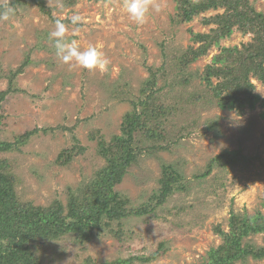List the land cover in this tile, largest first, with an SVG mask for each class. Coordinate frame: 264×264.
Returning a JSON list of instances; mask_svg holds the SVG:
<instances>
[{
  "label": "rangeland",
  "instance_id": "obj_1",
  "mask_svg": "<svg viewBox=\"0 0 264 264\" xmlns=\"http://www.w3.org/2000/svg\"><path fill=\"white\" fill-rule=\"evenodd\" d=\"M10 1L0 0V5ZM249 1L264 14V0ZM175 3L149 0L147 21L138 25L126 11L124 0H45L51 16L66 24L68 39H76L81 48L103 44L102 51L111 61L103 74L81 69L74 61L64 63L55 55L49 34L56 20L43 14L33 0L15 9L9 20H0V91L8 86L5 75L29 58L15 78V86L25 92L9 93L1 102L0 138L13 141L27 130L41 128L17 149L0 153L18 178L16 192L23 200L47 205L58 198L65 203L68 186L76 189L94 176L104 164L97 154V142L102 138L108 143L120 133L123 115L132 109L130 100L140 96L149 67L157 74L156 97L172 110L163 126L169 148L142 153L114 189L129 198V207L136 208L148 203L159 188L163 163L174 165L184 177L185 189L176 191L163 205L142 216L123 218L121 239L107 231L96 232L81 246L66 235L43 248L42 264H81L87 257L99 263L117 257L151 258L153 254L150 260L134 259V263L202 264L208 251L222 242L214 227L219 224L226 230L232 210H263L264 107L256 102L253 109L237 115L215 104L199 75L219 51L217 47L186 69L180 68L178 57L183 50L197 46L189 29L208 32L210 26L202 24L201 16L176 23ZM73 13L81 14L84 22L72 25L68 17ZM251 35L234 30L220 46H240ZM251 81L253 92L264 98V82ZM214 119L215 129L204 133ZM75 124L73 131L57 128ZM75 143L85 149L59 164L61 151ZM226 150H238L248 159L226 164L221 158L224 164L215 163L208 175L195 177L206 171L210 158ZM117 228L115 221L112 229ZM246 241L263 245V234L250 235ZM235 264H264V258L249 257Z\"/></svg>",
  "mask_w": 264,
  "mask_h": 264
},
{
  "label": "trees",
  "instance_id": "obj_2",
  "mask_svg": "<svg viewBox=\"0 0 264 264\" xmlns=\"http://www.w3.org/2000/svg\"><path fill=\"white\" fill-rule=\"evenodd\" d=\"M27 0H11L7 5L1 4L0 11L6 6L17 9ZM43 14L51 16L50 8L45 0H33ZM176 23L191 21L196 16L202 24L209 27L208 32H194L189 29L191 41L197 46H188L178 57L181 69H186L198 58L206 56L217 47L211 62L204 66L199 77L207 85L208 91L215 99V104L222 110L235 111L241 115L246 109H253L256 102L264 107V98L260 99L253 90L251 78L264 82V14L257 11L249 0H175ZM214 14L202 15L208 10H216ZM234 30L251 33V40L240 46H220L221 40L228 38ZM29 63L26 58L20 66L10 70L5 77L8 86L0 91L1 102L7 94L25 92L15 86V78L24 71ZM148 77L142 82L140 96L130 100L132 109L122 118L120 133L115 134L106 143L102 138L97 142V154L103 158L104 164L95 171L94 176L76 189L67 187L66 202L54 198L47 205L35 204L23 200L16 192L18 178L10 169L7 158L0 157V264H42L41 251L50 242L66 235H71L79 245L91 240L95 233L107 231L117 239H121V220L129 215L142 216L163 205L176 191L185 189L183 175L174 165H161L159 188L146 204L136 208L129 207L130 200L114 189L121 182L128 168L138 161L142 153L150 154L169 148L165 134L164 119L172 110L156 97L157 74L151 67ZM264 118V110L261 112ZM3 114L0 113V131ZM78 122V121H77ZM216 119L209 121L203 131L208 133L216 127ZM76 126L58 125L57 128L73 131ZM50 130L54 128L50 127ZM41 128L27 130L17 135L13 141L0 138V153L17 149ZM46 131L47 128H42ZM98 133V131L94 130ZM94 135H92L93 137ZM181 134L180 137H185ZM163 142H166L163 144ZM76 149H79L76 151ZM85 148L75 143L65 148L57 158L59 164H65ZM236 163L240 155L238 150L224 151L208 160L206 171L198 176L208 175L214 164ZM153 203V205H152ZM263 210L253 213L232 210L228 217L227 229L219 224L214 231L221 237V244L211 248L202 264H235L246 261L249 257L255 260L264 258L263 245H255L246 241L250 235L263 234L264 242V200ZM118 222V228L112 229ZM84 246V245H83ZM155 257V254L151 258ZM150 257H117L97 263L91 257L85 258L81 264H135L134 259L147 261Z\"/></svg>",
  "mask_w": 264,
  "mask_h": 264
},
{
  "label": "clouds",
  "instance_id": "obj_3",
  "mask_svg": "<svg viewBox=\"0 0 264 264\" xmlns=\"http://www.w3.org/2000/svg\"><path fill=\"white\" fill-rule=\"evenodd\" d=\"M124 6L130 18L138 25H143L147 21L150 13L149 0H124ZM63 7V5H61ZM15 15L13 7L6 6L0 11V20L7 21ZM72 25H80L84 22V17L79 13H73L68 17ZM79 31V28H76ZM68 28L63 20H56L55 30L50 32L49 40L52 41L55 55L64 63L75 62L81 69L88 71H99L106 73L109 71L111 61L102 51V43H89L87 47L81 48L76 39H68L66 33Z\"/></svg>",
  "mask_w": 264,
  "mask_h": 264
}]
</instances>
